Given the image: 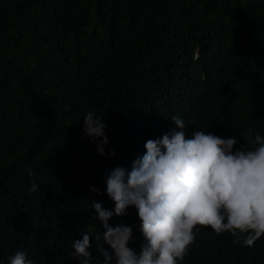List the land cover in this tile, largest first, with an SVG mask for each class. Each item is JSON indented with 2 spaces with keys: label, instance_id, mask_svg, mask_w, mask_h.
<instances>
[{
  "label": "trees",
  "instance_id": "obj_1",
  "mask_svg": "<svg viewBox=\"0 0 264 264\" xmlns=\"http://www.w3.org/2000/svg\"><path fill=\"white\" fill-rule=\"evenodd\" d=\"M89 110L107 125L106 155L84 131ZM172 116L188 138L199 128L235 149L241 130L264 136V0H0V264L18 251L80 264L84 231L103 264L92 202L114 210L107 175L179 130ZM121 223L139 252L135 207L109 221ZM197 228L181 264H264V235Z\"/></svg>",
  "mask_w": 264,
  "mask_h": 264
},
{
  "label": "clouds",
  "instance_id": "obj_2",
  "mask_svg": "<svg viewBox=\"0 0 264 264\" xmlns=\"http://www.w3.org/2000/svg\"><path fill=\"white\" fill-rule=\"evenodd\" d=\"M170 120L179 130L146 141L145 154L133 161L131 170L118 166L107 175L106 194L114 210L92 202L94 219L106 230L102 239L111 248V252L100 249L103 264H181L196 239L197 225L217 233L247 232L249 245L264 235V136L252 128L241 130L247 147L235 149L233 137L196 128L188 138L183 129L191 123L179 116ZM106 127L95 110L85 114L84 131L101 155H106L104 146L109 142ZM130 207L136 208L141 221L144 242L139 252L130 247L132 226L109 224L114 216H127ZM81 235L73 241L71 255L80 264H91V233ZM9 264L34 261L18 251L9 257Z\"/></svg>",
  "mask_w": 264,
  "mask_h": 264
}]
</instances>
